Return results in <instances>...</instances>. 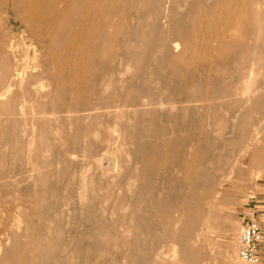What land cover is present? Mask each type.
<instances>
[{
	"label": "rangeland",
	"instance_id": "rangeland-1",
	"mask_svg": "<svg viewBox=\"0 0 264 264\" xmlns=\"http://www.w3.org/2000/svg\"><path fill=\"white\" fill-rule=\"evenodd\" d=\"M37 1L39 6L42 0ZM117 1L120 3L121 11L119 10L120 13L116 16V19L120 25L122 24V31L117 37L110 40V47L104 56L103 74L96 75L91 67L86 68L84 78L85 80L89 78V80L87 79L89 84L86 80L87 83L84 81V85L87 87L76 94L65 91L68 92L66 96L67 93L64 90H60L61 92L59 90L54 91V81L49 78V75H56L57 71L49 65L48 55L44 54L41 43L43 40L41 35L44 29L42 30L38 24L32 26L34 25L31 22L33 7L30 5L29 0H0V38H2L0 39V94L7 85L11 88H9L6 96L0 95V228L2 229L0 230V245L5 240L4 238L14 232L18 234L19 240L28 243L31 247L29 251L20 254L0 253V264H23L27 261H35L36 257H41L45 264H128V261L135 256H141L140 251L134 250L135 241L138 240L140 243L144 240L142 232L148 230V225L142 219L143 212L145 209L153 212V209L147 205H149L151 197L157 196L166 187L163 185L162 177L164 179L169 177L182 179V187L184 185L188 186L189 183L198 184L200 181L199 174L203 171L216 169L215 165L219 158L226 161L224 168L216 170L215 178L217 183H220L218 189L219 196H222V199L217 204L214 203L212 207L214 211L211 210L214 215L218 216V224L216 227L208 229L210 232L208 235L213 239V242L211 245L204 247V251L209 258L201 264H218L220 256L217 254V250L225 256L222 264H237V241L242 218L248 216L251 207L255 205V208L259 211L257 217L264 222V169L260 172H254L249 163L252 156L256 158L255 156L264 151L262 150L264 148V61L259 60L260 63L254 64L252 77L249 76L251 61L248 60L243 63L241 78H235L237 81L231 77V79H228V74L225 75V80L223 78L222 81L224 82L219 81L215 78L217 75L215 71L224 68L226 62H221L217 58L215 52L217 43L209 40L210 47L214 48V50L212 49L213 54H210V60L204 64L198 63L196 66L189 64L192 65L190 67L187 65L189 68H193V66L196 68H202V66L211 68L212 75L208 89L203 93L204 95L209 94L205 97L204 95L201 96L202 100L200 98L196 101L188 100V102L184 99L185 101L181 103L177 102L176 95H172L176 93L178 82L171 74L170 65H165L166 74H168V79L170 78L169 82L165 83L152 75L147 76L149 79L138 77L132 64L133 51L137 46L140 28L150 21L151 15L146 14L143 16L140 13L128 11L126 6L130 0ZM160 1L163 8V0ZM260 7L263 8L264 4H260ZM185 8V1L180 0L177 7L178 11L183 12ZM200 9L201 17L209 19L207 9ZM32 30L34 31L33 34ZM259 48L261 52H264L263 43H260ZM34 53H37V56ZM31 60H34V62ZM168 66L169 68H167ZM48 67L51 68L47 69ZM41 81L44 82L41 83ZM235 81L239 82L236 83ZM214 82H216L215 85ZM104 83L108 84L107 90L109 93L106 90L102 95L98 91V86L100 87ZM173 83L174 86H172ZM226 84L229 86L225 87ZM126 85L127 87L130 86L129 90L125 89L127 88ZM185 85L181 84L180 86L181 90H185L184 92L190 89L188 84ZM220 85L225 87V91L221 90L222 88L220 89ZM143 86L148 88V93H145ZM35 87L38 89H34ZM47 87L49 88L47 89ZM228 87L229 89L232 88L229 92ZM43 89L44 91H42ZM247 90L249 91L247 92ZM229 93H231V96ZM63 94L67 97H65L66 100L62 96ZM138 96L143 97L139 98ZM213 96L215 99H213ZM168 97L174 103L170 104ZM98 98L107 106L100 109L99 112L94 110L85 111L83 112L84 115L78 118L72 116V113L67 114L65 112L68 108L74 109L75 102H85L88 106H91ZM64 101L67 102L64 103ZM162 101L163 104L160 108L158 103ZM219 103L222 107L228 104V107L225 105L223 110ZM13 104L14 106H12ZM63 104L67 106H63ZM189 105L191 108L188 107ZM52 106L56 110L63 111L57 119L48 115ZM141 108H144V111ZM194 109L195 111L192 112ZM172 110L175 111L172 112ZM44 113L45 115H42ZM86 113L91 115L86 116ZM247 113L249 115H246ZM167 114L168 116H166ZM192 117H196L197 124H193L196 128L191 127V122L188 124ZM197 119L201 120L197 122ZM163 121L167 123H163ZM116 125L118 128H116ZM188 127H191L190 130ZM144 131L146 133H143ZM191 133L195 134V137L191 136ZM176 134L182 141L173 156L170 155L168 148L170 150ZM233 134H236L237 137ZM168 136L171 137L168 138ZM159 146L163 147L165 151L157 154L156 160L152 161L150 168H147L146 162L155 157L154 154ZM138 148L141 149V152ZM142 149H146L143 154ZM193 149L197 151L195 152ZM205 150L208 151V155L203 159L200 155ZM185 153L189 154L186 155ZM130 155H135V157L133 158ZM198 155L201 159L197 157ZM183 157L186 158V164L189 166L180 164L179 161ZM162 162L164 163L162 164ZM77 163L81 165L79 166ZM61 166L62 168H60ZM173 173L175 174L173 175ZM188 173H190V176ZM165 174H168L167 177ZM147 190L148 193H146ZM43 205L45 206L43 207ZM143 208L145 209L142 210ZM71 219L76 220L75 223L71 222ZM76 224H78V229L75 227ZM162 227V222L157 218L150 225V229H153V232L160 236H163ZM82 230H84L83 233ZM81 236H83L82 239ZM75 237L79 238L76 239ZM88 244L91 245L87 246ZM50 246L54 248V252H51ZM156 249V252L151 256L153 264H174L170 260L173 249L171 242H160ZM70 250L71 252H69ZM79 254L80 256H78Z\"/></svg>",
	"mask_w": 264,
	"mask_h": 264
},
{
	"label": "bare ground",
	"instance_id": "bare-ground-1",
	"mask_svg": "<svg viewBox=\"0 0 264 264\" xmlns=\"http://www.w3.org/2000/svg\"><path fill=\"white\" fill-rule=\"evenodd\" d=\"M184 1H185L186 8L183 12H179L177 9L180 0H163L162 5H164L163 8H165V10H163L161 3H160L161 2L160 0H130L126 6L128 11H134L137 14L140 13L143 16L146 14L151 15V18L149 19L150 21L148 23H146V25H144L143 27L140 28L139 38L137 39V43H136L137 46H135V50L133 51L134 59H133L132 64L134 66V70H135L136 75L140 78L142 77V78H147V79H149V77H147L148 75H152V76L159 78L163 82L168 83L170 78L168 79V76H167L168 74H166L165 65H170L171 66V74H172V76H174L176 78V80L178 82V85H176V93L175 94L173 93L174 95H172V96L176 95V97H177L176 101L180 102V103L185 101V100L186 101H188V100L196 101V100L200 99L201 96L203 97V95H204L203 93H205L206 90L208 89V84H209V81H210V78L212 75L211 74V68H206L202 65H201L202 68H196L195 66L198 63L204 64L210 60V54L212 53V49L214 50V48L210 47V45L208 43L209 40L215 41L217 43V47H215V52H216L217 58L221 62L222 61L226 62V65H224V68H221L218 70L215 69V70H217V71H215V72H217V75L215 76V78H217V80H219V81H222L226 74L229 75L228 79H231V78H234V79L238 78L239 79V77L241 76V70L243 67V63H245L248 60L251 61V69L249 72V76L252 77L254 64L258 63V62L260 63L259 60L264 61V52H261L260 48H259L260 43L264 44V7L263 8L260 7V4H264V0H184ZM29 3L33 7V10L31 13L32 14L31 22H33L34 25H32V26H35V24H38L39 26H41L40 28H42V30L44 29V31L41 35V37L43 39L41 43H42V46H43V49L45 52L44 54L48 55L49 65H51L57 71L56 75H51V74L49 75L50 76L49 78H51L54 81V85H55L54 91L64 90V92L70 91L71 94H76L77 92L79 93L83 88L87 87L84 85V81L86 82L87 79L89 80V78H87L86 80L84 78L86 68L91 67L92 71H95L96 75H102L103 74L102 72H103V68L105 66L104 56L110 47V44H111L110 40L112 38L114 39L115 37H117L122 31V24L120 25L118 20L116 19V16H118L120 11H121L120 10V3L117 0H112V1H107V0H42L41 4L39 6L37 5V3H38L37 0H29ZM21 5H22V3H21ZM200 8H202L203 10L207 9V11L209 13L208 14L209 19H204L203 17H201L200 12H199L201 10ZM12 12H14V11H12ZM204 13H205V11H204ZM137 25H138V23H137ZM33 33H34V31L32 30V34ZM0 39H2V38H0ZM37 45H39V44L37 43ZM28 50H29V48H28ZM34 54L36 55L37 53H34ZM119 56H121V55H119ZM40 57H41V55H40ZM27 59L29 60V58H27ZM36 60H37V58H36ZM31 61L34 62V60H31ZM31 61H30V63H31ZM40 61H43V60H40ZM118 64H119V62H118ZM189 64H192L195 66H193V68H189V66L190 67L192 66ZM24 65H25V63H24ZM187 65H189V66H187ZM49 68H51V67H48L47 69H49ZM167 68H169V66ZM32 69H34V68H32ZM120 71H121V69H120ZM24 72H26V71H24ZM32 72H34V71H32ZM15 74H17V73H15ZM122 74H124V73H122ZM22 76L24 77L25 75H22ZM114 77H115V75H114ZM159 79H158V81H160ZM125 80H126V78H125ZM224 80H225V78H224ZM49 81H50V79H49ZM134 81H135V79H134ZM219 81H218V83H219ZM43 82L44 81H41V83H43ZM172 82H174V81H172ZM222 82H224V81H222ZM226 82H227V80L225 81V83ZM235 82H233V83L235 84ZM238 82H236V83H238ZM248 82H249V78H248ZM215 83L216 82H214V85H215ZM228 83H230V82H228ZM252 83L254 84V82H252ZM45 84H46V82H45ZM88 84H89V81H88ZM138 84H140V83H138ZM181 84H186V85L188 84V86H190V89L188 91L184 92L185 90H181V88H180ZM220 84H223V83H220ZM40 85H43V84H40ZM227 85L228 84H226L224 86L226 87ZM248 85H250V84H248ZM31 86H33V85H31ZM83 86H85V87H83ZM146 86H148V85H146ZM172 86H174V83ZM126 87H127V85H126ZM129 87H127L125 89L129 90L128 89ZM209 87H211V86H209ZM212 87H214V86H212ZM225 87H222V85H220V89L222 88L221 90L225 91ZM9 88H10V86L7 85V87L2 91V93L0 95L3 97L6 96V94L9 91ZM36 88L37 87H35L34 89H36ZM48 88L49 87H47V89ZM107 88H108V84L104 83V84L100 85V87L98 86V91H100V94H102L103 92H105L107 90ZM44 89L42 91H44ZM143 89H144L145 93H148V88L144 87ZM149 89H150V87H149ZM174 89H175V87H174ZM230 89H232V88L230 87ZM230 89H229V87L227 88L228 92L230 91ZM233 89H234V87H233ZM114 90H112V91H114ZM172 90H170V91H172ZM211 90H212V88H211ZM218 90H216V91H218ZM227 90H226V92H227ZM167 91H168V89H167ZM209 91H210V88H209ZM216 91H214V92H216ZM248 91L249 90H247V92ZM138 92H139V90H138ZM162 92H165V91H162ZM226 92H225V95H226ZM65 93H67L66 94V96H67L68 92H65ZM108 93H109V91H108ZM207 93H208V91H207ZM218 93H217V95H218ZM64 94L62 96H64ZM163 94H161V95H163ZM122 95H123V97H125L124 94H122ZM145 95L147 96V94H145ZM149 95H148V98H149ZM155 95H153V96H155ZM207 95H204V97ZM221 95H222V93H221ZM229 95L231 96V93H229ZM241 95L243 96V93ZM66 96H64L63 98H65ZM172 96H171V98H173ZM218 96H220V95H218ZM218 96H216V97H218ZM222 96H221V98H222ZM246 96H247V94H246ZM226 97H227V95H226ZM66 98H65V100H66ZM247 98L249 99V96H247ZM113 99H114V97H113ZM121 99H120V101H122ZM169 99H168V101H170L169 102L170 104L174 103V101H172L171 99L169 100ZM174 99H175V97H174ZM213 99H215V97ZM77 100L80 101L79 99H77ZM147 100H149V99H147ZM147 100H145V101H147ZM159 100H161V99H159ZM200 100H202V98ZM140 101H141V99H140ZM208 101H210V100H208ZM251 101H253V100H251ZM66 102L64 101V103H66ZM243 102H244V100H243ZM103 103L104 102H101L99 100V98L97 100H95L91 104V106H88L85 102H75L74 109L68 108L67 110H65V112L67 114L72 113V116H74L75 118H78L81 115L83 116L84 115L83 112H85V111L90 112L91 110H94V111L99 112L100 109L107 107L106 104L104 105ZM46 104H47V102H46ZM155 104H153V105H155ZM158 104H159L158 107L161 108L163 101L159 102ZM215 104H217V103H215ZM215 104H214V106H215ZM64 105H66V104H63V106ZM143 105H144V103H143ZM190 105L188 106L189 108H191ZM225 105L228 107V104H225ZM12 106H14V104ZM194 106H196V105H194ZM202 106H204V104H202ZM217 106H218V104H217ZM29 107L31 109L30 105H29ZM183 107H184V105H183ZM221 107H222V105H221ZM223 107H222V109H223ZM170 108L172 109V107H170ZM204 108H206V107H204ZM230 108H231V106H230ZM155 109H156V107H155ZM163 109H164V107H163ZM150 110H152V109L150 108ZM206 110H207V108H206ZM210 110H212V109H210ZM173 111H175V110H172V112ZM194 111H195V109L192 112H194ZM61 112H63V111L56 110L55 107L52 106V109L50 112H48V115L52 118L57 119L59 117L58 115ZM150 112L152 113L153 111H150ZM236 112H238V110H236ZM240 112L242 113V111H240ZM31 113H32V111H31ZM33 113H34V111H33ZM80 113H83V114H80ZM142 113L143 112H141V114ZM232 113H234V112H232ZM238 113H236V115H238ZM115 114H116V112H115ZM156 114H158V113H156ZM156 114H154V116ZM196 114H197V112H196ZM242 114H244V113H242ZM42 115H45V113ZM89 115H91V114H87L86 116H89ZM142 115H144V114H142ZM231 115H233V114H231ZM246 115H249V114L247 113ZM67 116H71V115H67ZM166 116H168V114ZM200 116L202 117V115H200ZM210 116H211V114H210ZM219 116H220V114H219ZM155 117L157 118V116H155ZM161 117H162V115H161ZM195 118L192 117V118H190V120L187 119V120H189L188 124H190V122H191V124H192L191 127H195V126H193V124L196 123ZM83 119H85V118H83ZM228 119H229V117H228ZM144 120H145V118H144ZM157 120H159V119H157ZM162 120H164V119H162ZM167 120H168V117H167ZM200 120L197 119V122ZM72 122H73V120H72ZM157 122H159V121H157ZM164 122L165 121H163V123ZM167 122H165V123H167ZM150 123L152 124L153 122H150ZM169 123H170V121H169ZM201 123H203V122H201ZM148 124H149V122H148ZM188 124H187V126H188ZM200 125H203V124H200ZM200 125H198V126H200ZM165 126H166V124H165ZM80 127H82V126H80ZM166 127H168V126H166ZM116 128H118L117 125H116ZM190 128H189V130H190ZM228 128H230V127H228ZM236 128H237V126H236ZM26 129H24V130L26 131ZM81 129H83V128H81ZM201 130H203V129H201ZM234 130H235V128H234ZM234 130H233V132H234ZM236 131L238 132L237 129H236ZM81 132H82V130H81ZM191 132H192V130H191ZM32 133L34 134V132H32ZM143 133H146V131H144ZM187 133H188V135H190L189 132H187ZM199 133L201 134V132H199ZM170 134H172V133H170ZM177 134L174 136L172 145L170 144L171 145L170 150L168 148L170 155L172 154L173 156L176 154V149L180 146L181 141H182L181 138ZM196 134H197V132H196ZM188 135L186 134V136H188ZM192 135L193 134L191 133V136ZM209 135H211V134H209ZM233 135L237 137L236 134H233ZM150 137H151V135H150ZM160 137H161V135H160ZM169 137H171V136H168V138ZM196 138L198 139V137H196ZM118 139H119V137H118ZM8 140H9V138H8ZM26 140L28 141L29 139H26ZM32 141H33V139H32ZM115 141H117V140H115ZM195 141H197V140L195 139ZM198 141H199V139H198ZM201 141H203V140L201 139ZM140 142H142V141H140ZM91 143H93V142H91ZM182 143H184V142H182ZM193 143H195V142H193ZM185 144H186V142H185ZM30 145H32V144L30 143ZM197 145H199V144H197ZM68 146H71V145H68ZM145 147H147V146H145ZM30 148H31V146H30ZM135 148H134V150H136ZM141 148H142V146H141ZM143 149H142V154L144 153L143 151L146 150V149L145 150H143ZM199 149H200V147H199ZM139 150L141 152V149H139ZM163 151H165V149H163V147H160V146L157 147V151L154 154L155 157H152L148 162H146L147 168H150L152 161L156 160V155L162 153ZM184 152H185V150H184ZM30 153H31V151H30ZM134 153H137V152H134ZM134 153H132V154H134ZM151 153H152V151H151ZM188 154H186V155H188ZM207 155H208V151L205 150L204 153H202L200 156H202L204 159ZM130 156H133V155H130ZM139 156H140V154H139ZM134 157H135V155L133 156V158ZM197 157H199V155ZM238 157H239V155H238ZM137 158H136V160H137ZM185 159L186 158L183 157L179 161V162H181L180 164L183 166H189L186 164ZM138 162H140V161H138ZM164 162H162V164ZM59 163H60V161H59ZM78 165L80 166L81 164L79 163ZM225 165H226V161L223 158H219L217 160V164L215 165L216 169H213L210 171L209 170L203 171L201 174H199L200 181L198 184L189 183L188 186L184 185L183 187H182V184H183L182 179L178 180L179 178L174 179L172 177L164 179V177H162V182L164 183L163 185L166 187L163 188L157 196L151 197V199L149 201V205H147L149 208L153 209V212H151V211L149 212V210L145 209V208L142 209V210L145 209L143 212L142 219H143L144 223H146L148 225V230L142 232L144 234L143 242L139 243V241L136 240L135 245H134V250L140 251L141 256L140 255L135 256L132 260L128 261V264H153V260H152L151 256H152V254H154L156 252L157 245L160 242H164V241L171 242L173 249H172V254H171L170 260L173 261L174 264H201V262L206 261L209 258L207 253H205V251H204V247L211 245L213 242L212 241L213 239L211 237H209V235H208V234H210L208 229L212 228V227H216V225L218 224V222H217L218 216L214 215V213L212 212V211H214V210H212V207H213L214 203L217 204L218 201L220 199H222V196H219V189H218V185H220V183L219 182L217 183V181L215 179L216 178V170H221L222 168H224ZM60 168H62V166ZM185 169H186V167H185ZM192 169H194V168H192ZM165 171H167V170H165ZM159 172H161V171H159ZM163 173H164V171H163ZM175 173H173V175ZM106 174H108V173H106ZM189 174L190 173H188V175ZM167 175L165 174L166 177H167ZM182 176H183V174H182ZM186 178H188V177H186ZM163 179H164V181H163ZM197 179H198V177H197ZM159 184H160V181H159ZM50 185H51V183H50ZM138 191H139V189H138ZM141 191H143V190H141ZM153 192H155V191H153ZM146 193H148V190L146 191ZM48 195H49V193H48ZM78 196H80V195H78ZM126 197H128V196H126ZM136 197H137V194H136ZM80 198H82V197H80ZM83 199H84V196H83ZM211 199H212V201H211ZM130 203H132V202H130ZM44 206L45 205H43V207ZM57 207H58V205H57ZM73 210H76V209H73ZM37 213H38V211H37ZM75 214H77V213H75ZM78 217H79V215H78ZM73 218H74V216H73ZM155 218L159 219L162 222V226H163L162 227V234H163V236L156 234L155 232H153V229L152 230L150 229V225L152 224V222ZM77 219L79 220V218H77ZM97 220H99V219H97ZM72 221H73V223H75L74 221H76V220L71 219V222ZM83 222H84V220H83ZM77 225L78 224H76L75 227L78 229ZM72 228H73V225H72ZM154 229H156V228H154ZM0 230H2V229L0 228ZM68 231H70V230H68ZM83 231L84 230H82V233H83ZM82 233H81V235H82ZM77 238H79V237H77ZM82 238H83V236H81V239ZM4 239L5 240L3 241L2 245H0V253L9 254V255L20 254L23 252H27L31 249L30 245L26 242L19 240L18 234L14 233V232H11L9 234V236H7ZM25 241H26V239H25ZM27 241H29V240H27ZM75 242H76V240H75ZM91 244H92V242H91ZM91 244H88L87 246H89ZM72 245L74 246V244H72ZM83 246H85V245H83ZM49 249L51 250V252H54V248L52 246H50ZM77 249H78V247H77ZM69 252H71V250ZM217 254L220 256V261L218 262V264H222L225 256L219 250H217ZM78 256H80V254ZM23 264H45V263L43 262V259L41 257H36L35 261H33V262L27 261V262H24Z\"/></svg>",
	"mask_w": 264,
	"mask_h": 264
},
{
	"label": "built area",
	"instance_id": "built-area-1",
	"mask_svg": "<svg viewBox=\"0 0 264 264\" xmlns=\"http://www.w3.org/2000/svg\"><path fill=\"white\" fill-rule=\"evenodd\" d=\"M248 216L242 218L237 241V264H258V252L264 245V232L258 221L259 211L255 205Z\"/></svg>",
	"mask_w": 264,
	"mask_h": 264
},
{
	"label": "crops",
	"instance_id": "crops-1",
	"mask_svg": "<svg viewBox=\"0 0 264 264\" xmlns=\"http://www.w3.org/2000/svg\"><path fill=\"white\" fill-rule=\"evenodd\" d=\"M262 150H264V148H262ZM256 158H254L253 156L250 158L249 163L252 166V170L255 171H262L264 169V151H261L259 155L255 156ZM257 161L254 162L253 161ZM259 224L262 228V231L264 232V222L260 221V219L258 218ZM264 245L261 246L259 252H258V257H257V263L258 264H263L264 261Z\"/></svg>",
	"mask_w": 264,
	"mask_h": 264
}]
</instances>
